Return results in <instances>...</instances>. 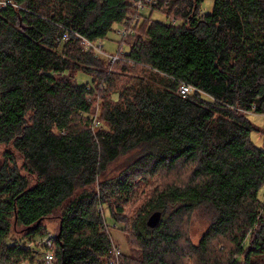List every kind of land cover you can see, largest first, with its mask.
Instances as JSON below:
<instances>
[{"label": "trees", "instance_id": "obj_1", "mask_svg": "<svg viewBox=\"0 0 264 264\" xmlns=\"http://www.w3.org/2000/svg\"><path fill=\"white\" fill-rule=\"evenodd\" d=\"M12 1L0 7V264H52L38 241L49 235L54 264H110L105 205L136 242L121 264H264V149L249 118L264 114V0H214L210 12L154 0L149 14L131 0ZM133 19L114 62L83 45ZM180 170L125 217L140 180ZM198 209L211 222L193 243Z\"/></svg>", "mask_w": 264, "mask_h": 264}, {"label": "rangeland", "instance_id": "obj_2", "mask_svg": "<svg viewBox=\"0 0 264 264\" xmlns=\"http://www.w3.org/2000/svg\"><path fill=\"white\" fill-rule=\"evenodd\" d=\"M214 4V0H205L203 4V10L206 12H210ZM150 8H147L144 13L149 14ZM152 18L155 20H160L167 22L168 17L163 12L160 11H154L152 13ZM123 25L120 23L114 24L112 31L108 33V35L104 39H100L96 42V44L101 43L103 45V50L107 54H114L117 53L119 50L118 42L121 40L122 36L120 33H118V30L123 29ZM128 45H124L122 51H127ZM136 70V69H135ZM78 81L81 82H87L89 80V77L85 74H78L77 75ZM250 120L259 127L258 131L254 130L251 132V139L254 142L255 145L258 147L264 149V114H257V113H251L249 115ZM18 156V164L21 165L22 161L21 158ZM129 159V156H122L118 159L115 163H113L107 172V177L112 178L118 175L124 166L126 165L127 161ZM183 170H180L177 173L173 174H167L151 178L147 181L140 180L136 187V192L134 193L131 201L125 205V211L124 215L127 219H131L134 216H137V214L145 209V204L148 201V199L155 193L156 190L161 188L164 184H168L173 181H179V176ZM182 177L185 179L186 175L183 174ZM97 185L95 186V188ZM260 197L262 201L264 202V189L260 192ZM102 211L105 215V218L107 220V233L110 235L111 240L113 241L114 245L121 250L123 253H128L131 251V248H135L136 242L134 240V236H129L126 232L125 228L122 229L123 226H128V222L117 224L114 226V221L112 219V214L110 210L108 209V206L105 205L102 207ZM59 215L55 214L49 219H46L44 221V224L48 227V233L50 234H56L59 227ZM211 222V214L208 211H204L203 209H198L188 220L186 223V233L190 238V241L193 243H198L200 240L203 232L207 229ZM21 228H17L13 231V236L18 237L20 236L19 231ZM40 240V239H39ZM38 240V241H39ZM44 258V255H43ZM26 262V261H25ZM23 264H26V263ZM55 261L52 262L54 264ZM119 264H121V255L119 258Z\"/></svg>", "mask_w": 264, "mask_h": 264}, {"label": "built area", "instance_id": "obj_3", "mask_svg": "<svg viewBox=\"0 0 264 264\" xmlns=\"http://www.w3.org/2000/svg\"><path fill=\"white\" fill-rule=\"evenodd\" d=\"M156 3V1L154 0H131V5L132 7H134L138 12L140 13H144V11L147 8H152L151 6H153ZM16 5L12 0H0V7H5L7 5ZM135 23V20L133 19L131 22H127L125 25H123V29L118 30V33H120V35L122 36V38L128 36L129 34L134 32L133 29V25ZM64 39L67 40L68 37L67 35L64 36ZM83 45L86 48H92L95 50V52L98 55L101 56H107L109 58L112 59V61L114 62L115 60H117L119 58L118 53H114V54H107L104 52L103 50V45L101 43L96 44V42H91L87 39H83ZM193 90V87L190 85H187L185 83H183L180 88L179 91L181 92V94L183 95H187L189 93H191ZM94 123L95 125H99V121L97 118L94 119ZM39 245L44 246L46 248V252H45V261L48 263H52L55 260V254H54V248H55V240L53 238V235H49V236H45L43 238H41L39 240ZM112 254L114 255V257L111 259L110 264H119V258L121 255V250L118 249L115 245L113 246L112 249Z\"/></svg>", "mask_w": 264, "mask_h": 264}, {"label": "water", "instance_id": "obj_4", "mask_svg": "<svg viewBox=\"0 0 264 264\" xmlns=\"http://www.w3.org/2000/svg\"><path fill=\"white\" fill-rule=\"evenodd\" d=\"M161 217H162V213L160 211H155L148 218L147 224L150 227H155L160 222Z\"/></svg>", "mask_w": 264, "mask_h": 264}]
</instances>
